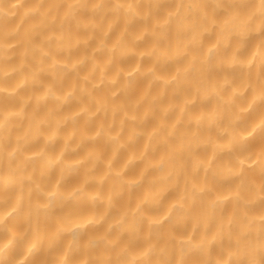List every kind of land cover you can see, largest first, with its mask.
Here are the masks:
<instances>
[{
  "label": "clouds",
  "instance_id": "obj_1",
  "mask_svg": "<svg viewBox=\"0 0 264 264\" xmlns=\"http://www.w3.org/2000/svg\"><path fill=\"white\" fill-rule=\"evenodd\" d=\"M0 264H264V0H0Z\"/></svg>",
  "mask_w": 264,
  "mask_h": 264
}]
</instances>
